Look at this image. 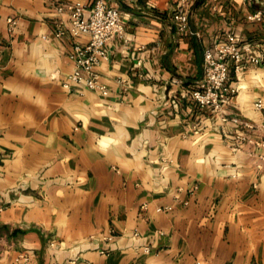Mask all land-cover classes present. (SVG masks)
Segmentation results:
<instances>
[{
    "label": "crops",
    "instance_id": "crops-1",
    "mask_svg": "<svg viewBox=\"0 0 264 264\" xmlns=\"http://www.w3.org/2000/svg\"><path fill=\"white\" fill-rule=\"evenodd\" d=\"M92 1L0 0V264H264V64L222 115L185 95L226 34L264 53V0H189L185 32L176 0H103L105 97L63 87L89 37L55 34Z\"/></svg>",
    "mask_w": 264,
    "mask_h": 264
},
{
    "label": "built area",
    "instance_id": "built-area-1",
    "mask_svg": "<svg viewBox=\"0 0 264 264\" xmlns=\"http://www.w3.org/2000/svg\"><path fill=\"white\" fill-rule=\"evenodd\" d=\"M127 1V0H125ZM58 13L68 16V23L59 27L56 37L65 34L75 38L88 35L89 41L84 45L75 44L68 55L72 62V71L67 76L63 87L79 84L102 97L108 95V89L95 72V67L107 59L104 47L116 37L122 36L124 24L120 10L109 6L103 0H93L86 4L80 2L60 4ZM189 0H176L172 20L178 24V30L188 29ZM260 20V15L249 17ZM8 30L15 26L14 19H7ZM1 52V47H0ZM264 64V53L256 51L249 44H241L235 34L228 33L224 40L216 42L203 52V77L197 88L185 91V95L199 108H209L211 112L222 115L223 107L236 94V87L229 82L230 75L238 77L246 69ZM257 110L262 109V102L254 104ZM222 120L224 118L222 117ZM238 124V119H232ZM264 131V124L261 126ZM264 147V143L259 144Z\"/></svg>",
    "mask_w": 264,
    "mask_h": 264
},
{
    "label": "rangeland",
    "instance_id": "rangeland-1",
    "mask_svg": "<svg viewBox=\"0 0 264 264\" xmlns=\"http://www.w3.org/2000/svg\"><path fill=\"white\" fill-rule=\"evenodd\" d=\"M22 259H25V257H23Z\"/></svg>",
    "mask_w": 264,
    "mask_h": 264
}]
</instances>
